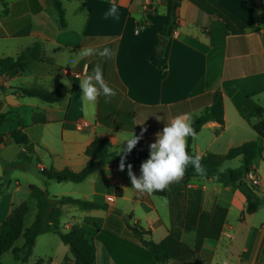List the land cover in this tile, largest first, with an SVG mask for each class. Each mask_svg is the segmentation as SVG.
<instances>
[{"label":"crops","instance_id":"1","mask_svg":"<svg viewBox=\"0 0 264 264\" xmlns=\"http://www.w3.org/2000/svg\"><path fill=\"white\" fill-rule=\"evenodd\" d=\"M60 1L65 12L64 28L57 21L51 0L0 1V57H16L23 49L38 42L42 54L51 58L52 63L34 62L46 65L50 74L54 73L56 77V82H49L48 85L34 83L33 80L27 82L24 75L29 68L22 75L6 76L10 79L6 83L1 81L4 75L0 77V112H8V119L2 123L1 131L7 135L20 128L27 134L32 145H18L21 146V158L30 153L28 159H39L40 162L36 163L38 170L50 166L79 170L87 160L83 151L95 135L106 136L111 142L110 150L118 152L119 142L125 134L133 130L134 134L140 135L143 130L140 142L143 150L149 153L148 146L155 140V133L177 115L191 113L193 118L199 115L210 105L214 91H220L222 95L223 126L212 120L203 124L192 137V151L198 156L205 152L223 154L230 147L258 138L238 114L244 98H251L264 108L263 30L259 25V11L247 0H217L220 6L246 25L245 32L241 34L223 33L220 28L214 27V21L208 14L187 0H179L177 26L162 49L157 47V43L165 20L167 0H152L153 9L150 11L143 10L142 0ZM113 3L118 8V19H106L105 13ZM135 14L140 15L139 21L134 19ZM87 47L96 50L108 47L112 55L104 57L94 53L75 64L69 62ZM157 49L162 51L167 62V68L163 71L156 69L149 61L150 54ZM97 66L102 70L104 82L116 94L105 97L101 93L93 106L83 99L79 83L93 74ZM18 86H42L48 90L57 87L61 99L49 103L37 97L24 96L18 92ZM34 112L42 113L46 122L31 123ZM4 124L8 129L3 128ZM196 141L201 144L196 145ZM219 142L225 145L221 149L216 147ZM3 144L15 143L4 142L0 146ZM193 145L201 147L194 149ZM129 164L124 163L123 169L120 163L106 164L82 182H70L69 186L63 188H59V185L68 181L58 182L56 186L47 181L53 191H48L43 181L39 187L46 189L50 195L75 197L73 194H85L75 197L83 199L99 196L102 198L100 202L108 205L107 210H83L74 205H62L60 231L67 232L74 224L82 226L86 237L95 246L96 264H188L174 259L156 262L133 233L132 249L125 238L120 240L110 229L103 234L102 227L114 209H118V199L123 198L128 190L132 191L139 204L148 208L150 217L146 226L133 215L135 223L150 230L148 239L153 240L154 231L160 227L161 240L169 228L168 207L160 214L154 203L136 198L141 191L132 187L128 175ZM130 165L133 174L139 176L140 169L134 164ZM251 168L264 197V149L261 156L254 158ZM28 184L22 192L15 178L9 194L5 193L9 185L1 188L0 222L22 200L19 194H24L28 211L23 227L32 223L34 217L26 221L31 210L26 200ZM80 186L87 188L88 193L79 191ZM116 187L121 188V197H116ZM188 187L201 189L202 208L209 209L213 204L227 207L219 238L204 239L202 242V249L210 252L207 264L264 263V201L257 211L245 214L240 220L245 199L237 189L202 176L190 178ZM149 195L153 197L152 192ZM109 207L114 209L109 210ZM232 208L238 211L235 222L228 220ZM261 211L263 217L257 223L252 222L251 218ZM35 212L36 205L34 216ZM122 225L125 231V224ZM50 234L54 233L39 235L32 251L38 239ZM180 237L189 247L193 246L194 231H182ZM23 241L22 236L18 237L13 247H20ZM57 246V251L43 254L48 256L47 262L37 257L31 263L30 254L24 264H33L37 260L41 264H61L66 257L72 258L67 245L62 243ZM129 250H132V254ZM0 264H19V261L13 258L11 249H8L0 255Z\"/></svg>","mask_w":264,"mask_h":264},{"label":"trees","instance_id":"2","mask_svg":"<svg viewBox=\"0 0 264 264\" xmlns=\"http://www.w3.org/2000/svg\"><path fill=\"white\" fill-rule=\"evenodd\" d=\"M2 1V0H0ZM198 9L208 14L214 21V27L220 28L225 34H241L246 30V25L238 20L234 15L220 6L217 0H187ZM179 0H167L165 8V20L160 31V39L157 47L162 49L164 42L171 37L177 26L176 9ZM52 7L56 13L60 27L66 26L65 12L60 0H51ZM260 29L264 30V0L262 9L258 12ZM161 38L164 41H161ZM264 51V32H263ZM52 63L51 58L41 52L40 44L34 42L31 46L23 49L16 57H0V77L6 75L9 78L22 75L32 62ZM149 61L156 69L163 71L167 68V62L162 51H153L149 56ZM0 84V90H1ZM17 90L21 95L37 97L42 101L53 103L61 99L59 90L55 87L48 90L42 86H18ZM8 112H0V127L5 122ZM239 116L255 131L258 138L256 140L245 141L239 145L230 147L225 153L218 154L205 152L200 155V163L204 168L203 174H198L193 166L189 165L181 179L174 181L162 191H154L152 195L164 197L167 200L170 225L166 235L155 242L144 238L149 235L150 230H145L138 224L130 225L127 219L124 222L136 236L141 245L144 246L156 262H165L174 259L181 263L190 261L191 264H207L210 252L202 249L204 239H218L227 213V207L221 204H213L211 208L204 209L201 205L202 191L200 188L188 187V181L194 176H202L212 179L218 183L230 185L237 189L245 199V208L240 216L243 219L245 214L255 212L263 201L259 196L257 186L247 183L246 173L251 170L254 158L261 156L264 149V108L251 98H244L238 108ZM215 121L223 126V102L220 91H214L211 96V103L199 115L193 118L192 127L197 133L203 124L208 121ZM46 119L40 112H34L31 116V123H45ZM193 136L187 138L186 150L192 156H197L191 148ZM15 143L17 145H32L27 134L20 128L10 131L7 135L0 128V144ZM111 142L104 135H95L91 142L85 147L83 153L87 157L84 165L77 171L68 167L56 169L52 166L40 168V175L48 180L56 182L71 181L73 183L82 182L87 176L106 164L121 163L123 152L111 151ZM148 152L144 151L140 140L124 159V163L134 164L140 169V164L148 157ZM241 156V164L238 167L221 170V164L228 159ZM23 159H28L27 155ZM8 184V179L0 182V188ZM29 195L35 200L36 212L32 223L24 228L23 220L28 211L25 200L14 206L9 214L0 222V255L11 249L13 258L24 264L31 254L36 238L44 233L52 232L58 236L60 241L67 245L72 258L66 257L61 264H96L95 246L86 237L85 229L79 224H74L67 232L59 229V218L62 205H74L83 210L102 209L107 210L105 202H97L83 198H75L69 195H50L46 189L35 184L27 185ZM121 188H115L116 197H121ZM114 213L120 214L119 209H114ZM127 217H130L129 215ZM126 217V218H127ZM182 231H194V244L189 247L181 240ZM22 236L24 241L20 247H13V243ZM205 255L207 260L201 258ZM200 257V258H199ZM33 264H41L37 260ZM264 264V263H253Z\"/></svg>","mask_w":264,"mask_h":264},{"label":"rangeland","instance_id":"3","mask_svg":"<svg viewBox=\"0 0 264 264\" xmlns=\"http://www.w3.org/2000/svg\"><path fill=\"white\" fill-rule=\"evenodd\" d=\"M142 4H143V0H142ZM144 10V9H143ZM51 72H49V68L42 64V63H32L31 66L29 67V69L27 70V72L25 73L24 76H26L25 80L27 82H29L30 80H33V82H42L44 84L50 83H55L56 82V77L53 74H50ZM51 76V77H49ZM2 83H6L9 82L10 79H8L6 77V75H4L1 78ZM18 85H20L19 81H17ZM4 129H8L7 128V124L3 125ZM201 144L198 143V141H196V145ZM223 146H225L224 144H222V142H219L217 144L216 147H218V149H221ZM195 147H197V149H199L200 147L198 146H194L193 148L196 149ZM224 151V150H222ZM39 152L42 154V152L39 150ZM21 146L15 145V144H3L0 146V182L4 181V179H8V184H4V187H8L6 185H9V187L5 190L6 194H9L12 190V188L14 187V180L15 178L18 179L19 181V186L22 192H24L25 188L24 186L27 183H32L35 184L37 186L39 185H43V181L46 182V189H48V191H53L52 188H49L47 181L51 182V184H53L54 186H56L55 184H57L58 182L54 181V180H48L45 177H43L42 175H40L38 168L36 167V163L40 162V160H36V159H23V157L21 158ZM27 155H29V157H31V154L27 153ZM44 163V162H42ZM241 164V157L238 156L234 159L228 160V161H224V163L221 164L220 169H226V168H234V167H238ZM71 181L62 183L61 185H59V188H63V186H69V184ZM2 186V187H3ZM1 187V188H2ZM0 188V191H1ZM66 188V187H64ZM82 192H86L88 193V189L84 188L83 186L78 187ZM257 192L259 194V196L263 197V195L261 194L259 188L257 187ZM51 193V192H50ZM20 199L25 200V198H23L24 194H19ZM75 197H82V196H78V195H85V194H73ZM151 197L149 195L148 192H141V193H137L136 194V198L138 199H144L146 201H148L149 203H154V205L158 208V213L163 214L164 211L167 209L168 205L167 204V200L164 197H158V196H154ZM89 198L87 199H91L94 198L95 201L100 202L102 201V198L99 196H96V198L94 196H88ZM21 200V201H22ZM26 200L29 201V207H30V212L29 215H27L26 217V221L29 220L30 217H34V209H35V200L30 196L27 195ZM209 201V200H208ZM263 201H264V197H263ZM262 201V202H263ZM20 203V202H19ZM18 203V204H19ZM262 204V203H261ZM208 205V204H207ZM16 206V205H15ZM14 207V206H13ZM117 207L118 209L121 211L120 214L117 213H112V215L108 218L107 223L104 225V227H102V232L105 235L107 233V231L110 229V231H113V233L115 235H118V237L120 238V240L122 238H125V241L130 245L131 249H132V232L129 229L128 225L124 222V218L127 219L128 223L130 225L132 224H138L134 222V217H139L140 219V223L144 226H146L149 222L148 219L150 217V213L148 211V208L145 207L142 204H139L135 199L134 196L132 194L131 190H128L125 194V196L121 199H118L117 202ZM260 207V206H259ZM164 208V210H163ZM257 211V210H256ZM133 213V214H132ZM130 217H127V216ZM134 215V217H133ZM65 217V216H63ZM127 217V218H126ZM263 217V213L262 211L255 214L253 216V218H251L252 222L257 223V221L259 219H261ZM238 218V211L235 209H230L229 213H228V220H230L231 222H235ZM125 224V231L122 230V224ZM94 226H96L94 224ZM104 228V229H103ZM160 227H158L154 233H153V240L154 241H158L160 238ZM127 230L130 231V234H128ZM242 231L244 232L245 230L242 229ZM48 237H42L40 239H38L32 253L30 256V262H34L37 257H42L46 260L47 262V258L48 256H43L44 253H53L55 251H57V245L58 244H62L59 240V238L54 235V234H50L47 235ZM106 237V236H105ZM144 238L148 239V235H144ZM138 239V238H137ZM104 240V239H102ZM132 254V250H129ZM201 258H203L204 260H207V257L205 255H201ZM199 257V258H200ZM123 259V258H122ZM188 264H191L190 261H187ZM186 262V263H187Z\"/></svg>","mask_w":264,"mask_h":264},{"label":"clouds","instance_id":"4","mask_svg":"<svg viewBox=\"0 0 264 264\" xmlns=\"http://www.w3.org/2000/svg\"><path fill=\"white\" fill-rule=\"evenodd\" d=\"M119 13L115 3L111 4L105 18L112 17L118 19ZM134 19L139 21L141 19L139 14L134 15ZM97 54L104 57H110L112 50L104 47L101 50H96L92 47L83 48L80 50L75 58L69 62L75 64L84 57L92 54ZM83 99L90 105H95L97 97L101 93L105 97L114 96L115 90L109 87L103 78V73L100 66H97L93 72L86 76L79 83ZM159 120L160 117L158 116ZM193 115L191 113H182L175 116L170 122L164 125L162 130L155 133V140L148 146V157L140 164V175L136 176L131 170V165H128V175L131 179L132 187L141 192L162 191L174 181L181 179L185 173V169L191 165L198 174L204 173L200 156H192L186 150L187 138L194 136V129L192 127ZM143 132V130H142ZM140 135L133 133L125 134L119 142V151L123 152L121 155L120 168L123 169L124 159L128 153L132 151L138 141L142 138ZM123 147L121 148V143Z\"/></svg>","mask_w":264,"mask_h":264},{"label":"built area","instance_id":"5","mask_svg":"<svg viewBox=\"0 0 264 264\" xmlns=\"http://www.w3.org/2000/svg\"><path fill=\"white\" fill-rule=\"evenodd\" d=\"M142 7L144 10L146 11H150L153 9V2L152 0H143V4ZM245 180L247 181V183L251 184V185H258V179L255 175V173L251 170H249L246 175H245Z\"/></svg>","mask_w":264,"mask_h":264},{"label":"water","instance_id":"6","mask_svg":"<svg viewBox=\"0 0 264 264\" xmlns=\"http://www.w3.org/2000/svg\"><path fill=\"white\" fill-rule=\"evenodd\" d=\"M251 6L256 10V11H260L262 9V4H263V0H247ZM264 32V30H263ZM161 41H164L163 38H161ZM157 53L160 52V49L156 50ZM113 207H109V210H113Z\"/></svg>","mask_w":264,"mask_h":264}]
</instances>
